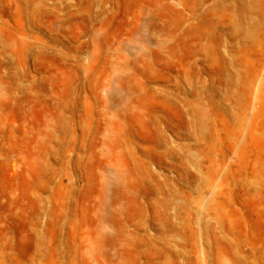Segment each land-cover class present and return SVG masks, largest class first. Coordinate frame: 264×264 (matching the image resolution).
Segmentation results:
<instances>
[{
    "label": "rangeland",
    "instance_id": "obj_1",
    "mask_svg": "<svg viewBox=\"0 0 264 264\" xmlns=\"http://www.w3.org/2000/svg\"><path fill=\"white\" fill-rule=\"evenodd\" d=\"M0 264H264V0H0Z\"/></svg>",
    "mask_w": 264,
    "mask_h": 264
}]
</instances>
